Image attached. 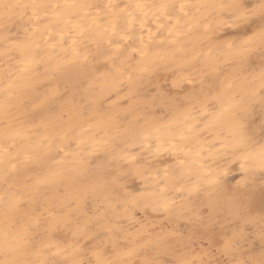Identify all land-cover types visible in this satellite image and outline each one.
<instances>
[{
	"label": "clouds",
	"instance_id": "9594fccd",
	"mask_svg": "<svg viewBox=\"0 0 264 264\" xmlns=\"http://www.w3.org/2000/svg\"><path fill=\"white\" fill-rule=\"evenodd\" d=\"M138 2L142 11L134 7ZM261 2L111 0L121 8L132 5L127 12L153 31L167 23L159 5H175L191 30L183 29L176 43L161 31L143 63L115 77L113 95L130 105L126 123L110 117L91 122L73 131L75 149L71 143L61 147L66 154L54 175L70 187L69 214L25 210L26 193L0 195V264H264V49L243 43L261 22L252 10ZM33 3L46 2L0 0V30L8 31L17 15H33ZM74 11L81 18L88 12ZM144 82L152 96L139 103L135 89ZM256 197L260 220L241 227ZM81 201L94 206L89 232L82 231L88 218ZM200 203L205 213L225 210L219 230L190 234L173 226L178 217L191 218ZM62 227L71 231V240L59 251L55 244L45 247L49 232ZM225 240L231 242L227 252Z\"/></svg>",
	"mask_w": 264,
	"mask_h": 264
},
{
	"label": "rangeland",
	"instance_id": "374dc122",
	"mask_svg": "<svg viewBox=\"0 0 264 264\" xmlns=\"http://www.w3.org/2000/svg\"><path fill=\"white\" fill-rule=\"evenodd\" d=\"M28 1L30 0H21L19 2H32V0L30 2ZM62 1L55 0L53 3L65 2V0ZM87 1L88 0H86V2ZM12 2H16V0H12ZM37 2H45V0H37ZM29 17H33L31 10H29L26 15H17V17L14 18L15 22L8 31L0 30V103H2V106H0V136L3 139L2 141L0 140V143H4L3 145H0V154H2V152L4 153L2 157L3 159L0 158V195H4L6 191L10 196L13 194L26 193L29 199L24 201L23 207L25 210L30 211L32 209H36L37 211L44 212L45 214L48 212H54V214L57 215H65L70 213V209L65 206L67 201L71 199V190L69 185L62 186L60 184L61 181L58 182V185L54 187V189L59 191V193H52L46 198L43 197V194L34 191V187L36 188L37 185L40 186L44 184L50 176H53L51 177L52 179L55 178V176L48 173V171L45 172L42 169H36V161L41 155L44 154L46 156L47 154L45 159L48 163V168L55 169L56 163L61 161L62 158L64 159L66 154L65 152L60 151L61 147H63L65 144L71 143L73 149H75L77 141L72 136L73 131L79 133L81 127H89L88 122H96L105 117H110L117 123H126L128 119L131 118L129 116L130 105L121 103V101L124 99L123 95H113L115 90L112 86L113 82L110 81V78H107L104 75V73H106L111 68L110 62L106 60V50L104 47L96 46V48L95 45H93V43L96 44L95 41L90 40L87 33H85V36L78 37L77 44L73 45L77 47V51L78 49H82L84 51L80 50L79 52H75L76 49L75 47H72L70 40L62 48L58 46L59 44L53 47L49 43L53 44V42L58 40L59 37L54 35L52 39L47 42L48 44L45 43L44 37H47V32H45L46 34L43 33L44 36H40L41 32L43 31V25H38V22L34 18L30 20ZM84 23L87 25L88 21ZM34 24L36 26H34ZM37 29L38 31H36ZM33 32H35L34 35H29ZM17 35L22 38L26 36L31 37L30 40L34 41L32 47L34 58L32 57V59L33 63L35 64H32L29 70L23 72H20L19 69L24 66L19 63L20 58L11 47L14 46V41ZM83 37H85V39ZM194 39L195 38H193V43L195 42ZM36 42H40L38 48L35 47V44H37ZM50 49H52V51L54 49L57 50L52 52ZM44 52H46L45 55ZM68 52L70 56H68ZM35 53L39 55V57L35 55ZM73 54L75 55L72 56ZM78 54L79 56H77ZM35 56L37 57V61L35 60ZM13 57L15 58L12 59ZM18 72L20 75L23 73L25 74L24 76H20ZM104 76L105 79L102 81ZM106 78L110 82L106 83V81H108ZM7 81L9 82L7 83ZM12 82L15 84L13 85ZM19 85H22V90L21 86L18 87ZM135 91L137 95V101L139 103L150 102L153 90L147 86L146 82L138 83L136 85ZM127 94L128 92L126 90L124 95ZM110 96L112 97L111 100L108 99ZM145 97L148 99L145 100ZM116 105H119V107H116ZM15 125L19 126L15 127ZM26 128L29 129L26 130ZM66 128L68 129L67 131H65ZM11 129L12 131L14 129H18L16 130L17 132L23 129V132H11ZM42 130L46 131H44L45 135L48 133L50 136L47 135V137H43L44 134L42 133ZM56 131L59 134L56 133ZM24 132L26 139L23 137ZM62 132L64 135H62ZM15 133H17L18 136ZM27 133L30 137H28ZM52 136L54 138L50 140ZM69 136L70 138H68ZM5 137H8V139ZM26 140H31L32 143L36 141L37 143L35 145L34 142L33 145L35 146H33L30 145L31 141L27 142ZM41 141H44V143ZM18 143L21 146H19ZM22 143L25 146L22 147ZM8 144H11L13 149ZM27 144L28 146H26ZM29 145L30 150H28L29 148H26L29 147ZM4 147H10L11 150L8 148L7 150H9V152H14V156L12 155L13 153L10 154ZM20 147H22V149H20ZM14 148H16V153ZM5 150L7 151V154L5 153ZM25 153H27V155H25ZM27 156L29 157L28 159H26ZM30 158H32V160ZM13 161L15 163H13ZM5 162L8 164H4ZM12 164H14V168ZM5 173L7 175H5ZM14 177H16V179H20L17 181ZM38 180H42L43 182L38 184ZM21 183L26 184L21 186ZM45 192H47L46 189ZM59 195H61L63 201L59 200ZM84 204L86 205L85 207ZM79 207L82 213L87 212L89 215H91L94 210V206L90 201L87 203L81 201ZM204 207L205 205L203 203L196 204L195 211L192 213L191 218L178 217L173 226L180 227L183 231H187L190 234L196 232L199 229H203L204 227L219 230L220 225L226 223V221L222 219V217L226 215L225 210L221 208L217 209L216 212H213L211 208H209V211L205 213L203 211ZM246 212L247 215L245 219L239 222L240 226L243 227L247 225L248 227H255L261 216L260 201L258 197H256L253 202H251L246 207ZM228 215L229 221L235 222L236 218L231 214ZM83 218V215L80 217L73 215V220H83ZM148 219L150 220L151 218L149 217ZM201 221H203V223H201ZM71 238V231L64 227H62L59 231L52 233V243H67L71 240Z\"/></svg>",
	"mask_w": 264,
	"mask_h": 264
},
{
	"label": "snow or ice",
	"instance_id": "6c2138e0",
	"mask_svg": "<svg viewBox=\"0 0 264 264\" xmlns=\"http://www.w3.org/2000/svg\"><path fill=\"white\" fill-rule=\"evenodd\" d=\"M25 7L29 6L25 5ZM30 7L33 10L32 18L38 22V25H43L41 36H43L44 32L48 34L47 37H44L45 43L55 35L59 39L53 42V47L56 44L63 47L69 40L72 45H76L78 37L84 36L87 32L90 40L95 41L98 47H104L106 60L111 64V68L104 75L112 80L113 85L117 83L115 77L125 67L131 68L143 63L144 58L154 50V41L159 42L157 38L160 37L161 31H166L170 42L176 43L182 35L183 29L191 30L190 22L182 20L181 16L175 14L176 6L167 3L159 5L167 23H157V31H153L151 27L146 29L145 22L137 14L127 12L129 8L133 7L132 5L125 4L121 8L120 5L111 3V0L103 5L96 3L74 4L65 0L64 3H33ZM134 7L136 10L142 11L145 6L138 2ZM184 7V4L180 5L181 9ZM236 7H243V5L238 4ZM76 9H85L88 12L81 18L79 13L74 11ZM113 9L118 10L119 14L111 15L110 18L99 14V11L110 13ZM41 10H43V15H41ZM92 10L99 11L96 14H91ZM252 10L260 16L261 22L255 26L252 35L247 37L243 43H252L264 49V2L255 4ZM85 21H88L87 25H85ZM34 34L33 32L29 35ZM33 44L34 41L28 39L27 36L22 38L17 35L15 38L13 50L20 58L19 63L24 65V67L19 69L20 71H27L33 63ZM35 47L38 48L39 44H35ZM262 74H264V69H262ZM131 159L134 162L135 156H132ZM137 171L139 174V168ZM37 183L39 184L41 181L38 180ZM128 195L134 199L136 194L128 193ZM82 214L88 218L82 226V231L89 232L95 227L92 222L95 214L89 215L87 212ZM46 240L45 247L55 244L58 251L68 243H52V232H49ZM230 247L231 242L225 240L223 244L224 251L227 252ZM45 264H66V262L53 260L51 262L46 261Z\"/></svg>",
	"mask_w": 264,
	"mask_h": 264
},
{
	"label": "bare ground",
	"instance_id": "6f19581e",
	"mask_svg": "<svg viewBox=\"0 0 264 264\" xmlns=\"http://www.w3.org/2000/svg\"><path fill=\"white\" fill-rule=\"evenodd\" d=\"M19 1H21V0H19ZM30 1H31V0H30ZM30 1H28V2H30ZM40 1H41V0H40ZM53 1H55V0H45L46 3H53ZM59 1H60V0H59ZM61 1H62V0H61ZM88 1H89V3H108V0H88ZM88 1H87V2H88ZM62 2H63V1H62ZM62 2H61V3H62ZM69 2H70V0H69ZM116 2H121V0H116ZM54 3H55V2H54ZM56 3H57V2H56ZM85 22H86V21H85ZM36 24H37V23H36ZM34 26H36V25L34 24ZM37 26H38V25H37ZM33 28H34V27H33ZM38 29H39V28H38ZM38 29H37L36 31H38ZM41 30H42V29H41ZM31 32H32V31H31ZM34 33H35V32H34ZM86 33H87V32H86ZM44 34H46V33L44 32ZM44 34H43V36H44ZM38 35H40V34H38ZM47 35H48V34H47ZM40 36H41V35H40ZM84 36H85V35H84ZM32 37H33V36H32ZM45 37H46V36H45ZM28 38L30 39L31 37H28ZM83 38L85 39V37H83ZM1 40H2V39H1ZM79 40H80V38H79ZM2 41H3V40H2ZM81 41H82V40H81ZM85 41H86V40H85ZM89 41H90V40H89ZM89 41H88V42H89ZM194 41H195V39H194ZM14 42H15V41H14ZM44 42H45V41H44ZM52 42H53V41H52ZM36 43H37V44H40V42H39V43L36 42ZM70 43H71V41H70ZM0 44H1V43H0ZM47 44H48V43H47ZM49 44L52 45L51 43H49ZM89 44H91V43H89ZM56 45H58V44H56ZM65 45H66V44H65ZM93 45H95V47L97 46V45L94 44V43H93ZM93 45H90V46H93ZM58 46H60V45H58ZM11 47L13 48V46H11ZM60 47H61V46H60ZM60 47H59V48H60ZM65 47H66V46H65ZM72 47L74 48L75 46L72 45ZM78 47L80 48L79 45H78ZM61 48H62V47H61ZM76 48H77V47H75V49H76ZM87 48H88V47H87ZM96 48H97V47H96ZM54 50H57V49H54ZM54 50H53V51H54ZM80 50H81V51H84V50H82V49H78V51H77V49H76L75 52H76V51L79 52ZM50 51H52V49H50ZM53 51H52V52H53ZM15 53H16V52H15ZM45 54H46V52H44V55H45ZM68 54H69V52H68ZM35 55H37V54L35 53ZM47 55H48V54H47ZM74 55H75V54H73L72 56H74ZM83 55H84V54H83ZM37 56L39 57V55H37ZM68 56H70V54H69ZM68 56H67V57H68ZM77 56H79V54H78ZM105 56H106V55H105ZM32 57H33V56H32ZM42 57H43V56H42ZM49 57H50V56H49ZM67 57H66V58H67ZM85 57H86V54H85ZM9 58H10V57H9ZM14 58H15V57H13L12 59H14ZM33 58H34V57H33ZM36 58H37V57L35 56V60L37 61ZM59 58H60V57H59ZM62 58H63V56H62ZM2 59H3V58H2ZM7 59H8V58H7ZM10 59H11V58H10ZM60 59H61V58H60ZM104 59H105V58H104ZM61 60H62V59H61ZM6 61H7V60H6ZM10 61H11V60H10ZM36 61H35V62H36ZM38 61H39V60H38ZM64 62H65V61H64ZM59 63H60V62H59ZM10 64H11V63H10ZM32 64H35V63H32ZM32 64H31V65H32ZM60 64H61V63H60ZM48 65H50V64H48ZM22 66H24V65H22ZM22 66H20V67H22ZM18 67H19V66H18ZM35 68H36V67H35ZM29 69H30V68H29ZM29 69H28V70H29ZM38 69H39V66H38ZM20 72H21V71H20ZM22 72H23V71H22ZM33 72H34V71H33ZM15 73H16V72H15ZM30 73H32V72H30ZM12 74H14V73H12ZM18 74L20 75L19 72H18ZM24 74H25V73H23V74L20 75V76H24ZM26 74H29V73H26ZM32 74H33V73H32ZM32 74H31V75H32ZM102 77H103V76H102ZM104 79H105V76H104V78L102 79V81H103ZM106 79H107V78H106ZM100 80H101V79H100ZM107 80H108V79H107ZM19 81H20V80H19ZM19 81H18V82H19ZM22 81H24V80H22ZM22 81H21V82H22ZM110 81H112V80H110ZM110 81L108 80V81H106V83H107V82H110ZM8 82H9V81H7V83H8ZM13 82H14V81H13ZM13 82H12V83H13ZM15 82H16V81H15ZM21 82H20V83H21ZM24 82H25V81H24ZM24 82H23V83H24ZM9 84H10V83H9ZM14 84H15V83H13V85H14ZM16 84H17V82H16ZM103 84H104V83H103ZM10 85H11V84H10ZM20 86H21V90H22V85H19L18 87H20ZM112 86H113V88H114V85H112ZM7 87H8V84H7ZM109 87H110V86H109ZM10 88H11V87H10ZM14 89H15V88H14ZM107 90H109V89H107ZM10 93H12V92H10ZM3 97H4V95H3ZM3 97H2V98H3ZM0 98H1V97H0ZM16 98H17V97H16ZM19 99H21V98H19ZM73 99H74V98H73ZM14 100H15V99H14ZM17 100H18V99H17ZM21 100H22V99H21ZM21 100H20V101H21ZM2 102H3V101H2ZM17 102H19V101H17ZM19 103H20V102H19ZM5 104H6V103H5ZM0 106H2V103H0ZM67 106H68V105H67ZM5 107H6V106H5ZM8 107H10V106H8ZM0 108H1V107H0ZM2 108H3V107H2ZM2 111H3V110H2ZM72 111H73V110H72ZM118 112H119V111H118ZM1 113H2V112H1ZM70 113H71V112H70ZM72 113H73V112H72ZM3 115H4V114H3ZM73 115H74V114H73ZM70 116H71V115H70ZM74 116H75V115H74ZM73 118H74V117H73ZM74 119H75V118H74ZM74 119H73V120H74ZM69 120H70V119H69ZM40 121H41V120H40ZM44 121H45V120H44ZM70 122H71V121H70ZM70 122H69V123H70ZM69 123H68V124H69ZM88 123H90V122H88ZM19 125H20V124H19ZM19 125H18V126H19ZM23 125H24V124H23ZM86 125H87V124H86ZM88 125H89V124H88ZM18 126L15 125V127H18ZM20 126H21V125H20ZM24 126H25V125H24ZM9 127H10V126H9ZM15 127H14V128H15ZM84 128H85V127H84ZM5 129H6V128H5ZM12 129H13V128H12ZM12 129L10 130L11 132H15L16 130H18V129H16V130L14 129V130L12 131ZM28 129H29V128H26V130H28ZM40 129H41V128H40ZM85 129H86V128H85ZM22 130H23V129H22ZM22 130H19V132H17V131H16V132H17V133L23 132ZM26 130H25V132H26ZM67 130H68V129L66 128L65 131H67ZM33 131H34V129H33ZM42 131H43V130H42ZM44 131H45V130H44ZM44 131L42 132L43 134L46 132V131H45V132H44ZM25 132L23 133V137H24V138H25V135H24ZM48 132H49V131H48ZM8 133H9V132H8ZM8 133H7V134H8ZM17 133H15V134L18 136ZM29 133H32V132H29ZM56 133H58V132L56 131ZM58 134H59V133H58ZM60 134H61V133H60ZM16 135H15V136H16ZM27 135H28V137H30L28 133H27ZM27 135H26V137H27ZM47 135H49V134L47 133ZM47 135L44 134V136H43V135H42V136H43V137H45V136L47 137ZM54 135H56V134H54ZM62 135H64L63 132H62ZM17 136H16V137H17ZM49 136H50V135H49ZM0 137H1V136H0ZM43 137H42V138H43ZM5 138H6V137H5ZM37 138H38V137H37ZM52 138H54V137L52 136V137L50 138V140H51ZM68 138H70V136H69ZM6 139H8V137H7ZM6 139H5V140H6ZM10 139H11V138H10ZM12 139H13V138H12ZM14 139H15V138H14ZM25 139H26V138H25ZM43 139H44V138H43ZM43 139H41V140H43ZM0 140H1V141L3 140L2 137L0 138ZM22 141H23V139H22ZM26 141H27V140H26ZM26 141H25V142H26ZM28 141L30 142L31 140H28ZM28 141H27V142H28ZM47 141H48V140H47ZM9 142H11V141H9ZM34 142H35V145H36L37 142H36V141H34ZM34 142H33V143H34ZM41 142H42V141H41ZM45 142H46V141H45ZM59 142H60V141H59ZM11 143H12V142H11ZM16 143H17V140H16ZM23 143H24V141H23ZM23 143H22V147L25 146V145H23ZM33 143H32V141H31V144H30V143H29V144H30V145H33ZM39 143H40V141H39ZM39 143H38V145H39ZM42 143H44V141H43ZM42 143H41V145H42ZM46 143H48V142H46ZM57 143H58V142H57ZM57 143H56V144H57ZM3 144H4V143H2V144L0 143V145H3ZM8 145H9V144H8ZM18 145H19V143H18ZM30 145H29V147H26V148H29L28 150H30ZM35 145H33V146H35ZM53 145H54V144H53ZM62 145H63V144H62ZM9 146L11 147V144H10ZM19 146H21V145H19ZM26 146H28V144H27ZM39 146H40V145H39ZM46 146H47V145H46ZM10 147H9V148L7 147V148H8L9 150H11ZM17 147H18V146H17ZM17 147H16V148H17ZM22 147H20V149H22ZM44 147H45V146H44ZM4 148H6V147H4ZM7 148H6V150H7ZM11 148L13 149V146H12ZM16 148H14V151H15ZM24 148H25V147H24ZM26 148H25V149H26ZM31 148H32V147H31ZM17 149H18V148H17ZM20 149H19V150H20ZM0 150H1V149H0ZM6 150H5V153L7 154V151L9 152V150H7V151H6ZM2 151H3V150H2ZM34 151H35V150H34ZM27 152H29V151H27ZM32 152H33V151H32ZM0 153H1V152H0ZM9 153H10V154L13 153L12 155L14 156V152H9ZM15 153H16V151H15ZM23 153H24V152H23ZM34 153H35V152H34ZM10 154H8V155H10ZM18 154H19V153H18ZM20 154H21V153H20ZM0 155H1L0 158L3 159L2 157H3L4 153L2 152V154H0ZM15 155H17V154H15ZM25 155H27V153H25ZM36 155H37V153H36ZM46 156H47V154H46ZM46 156L43 154V155H41V156L38 158L39 160H42V161L45 162V163H44V166L41 167V165L37 162V161H38V160H37L36 163H35V168H36V169H40V170L42 169V170H44L45 172L48 171V173L54 175V173H55V169H49V168H48L49 166H48V163L46 162V159H45ZM6 157H7V156H6ZM27 157H28V156H27ZM31 157H32V156H31ZM28 158H29V157H28ZM60 158H61V156H60ZM30 159L32 160V158H30ZM34 159H35V158H34ZM62 159H63V158H62ZM62 159H61V160H62ZM5 160H6V158H5ZM8 160H9V159H8ZM6 161H7V160H6ZM13 163H15V162L13 161ZM2 164H3V163H2ZM4 164L7 165L8 163L5 162ZM4 164H3V165H4ZM12 165H13V168H14V164H12ZM19 166H20V165H19ZM11 168H12V167H11ZM23 171H24V170H23ZM54 176H55V175H54ZM41 177H44V176H41ZM48 177H49V176H48ZM51 177H53V176H50L46 182L44 181V182H45L44 184H42V185H40V186L37 185L36 188L34 187L35 189L33 188V190L36 191V192H38V193H40V194H43V197H44V198H46L48 195H51L52 193H59V191H57L56 189H54V187H56V186L58 185V182H60V180H58L56 177L53 178V179H52ZM14 178L16 179V177H14ZM15 179H13V180H15ZM19 179H20V178H17L16 180L18 181ZM42 179H44V178H42ZM49 179H51V180H49ZM16 180H15V181H16ZM26 181H27V180H26ZM13 182H14V181H13ZM41 182H43V181L41 180ZM34 183H35V182H34ZM34 183H33V184H34ZM25 184H26V183H24V184L21 183V186H23V185H25ZM27 184H28V182H27ZM29 184H30V183H29ZM60 184H61L62 186H63V185H67V184H65V183H63V182H61ZM0 187H1V186H0ZM29 187H30V186H29ZM21 189H22V188H21ZM45 189L47 190V192H45ZM7 190H8V189H7ZM24 190H25V189H24ZM26 190H27V187H26ZM14 191H15V190H14ZM16 192H17V191H16ZM61 192H62V191H61ZM12 193H13V192H12ZM4 194H5V193H4ZM58 198H59L60 201H63L61 195H59ZM85 206H86V205L84 204V207H85ZM88 207H89V206H88ZM53 213H54V212H53ZM180 223H181V222H180ZM58 234H59V232H58ZM61 236H62V235H61ZM59 237H60V236H59ZM58 239H59V238H58Z\"/></svg>",
	"mask_w": 264,
	"mask_h": 264
}]
</instances>
